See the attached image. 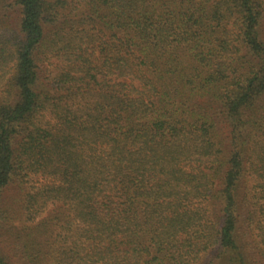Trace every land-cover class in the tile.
Segmentation results:
<instances>
[{
	"label": "trees",
	"instance_id": "obj_1",
	"mask_svg": "<svg viewBox=\"0 0 264 264\" xmlns=\"http://www.w3.org/2000/svg\"><path fill=\"white\" fill-rule=\"evenodd\" d=\"M2 239L0 264H264V0H0Z\"/></svg>",
	"mask_w": 264,
	"mask_h": 264
},
{
	"label": "rangeland",
	"instance_id": "obj_2",
	"mask_svg": "<svg viewBox=\"0 0 264 264\" xmlns=\"http://www.w3.org/2000/svg\"><path fill=\"white\" fill-rule=\"evenodd\" d=\"M0 246L5 249L6 251L9 250V242H7L5 239L0 240Z\"/></svg>",
	"mask_w": 264,
	"mask_h": 264
}]
</instances>
